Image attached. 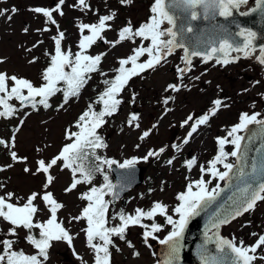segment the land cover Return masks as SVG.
Wrapping results in <instances>:
<instances>
[{"label": "rangeland", "instance_id": "1", "mask_svg": "<svg viewBox=\"0 0 264 264\" xmlns=\"http://www.w3.org/2000/svg\"><path fill=\"white\" fill-rule=\"evenodd\" d=\"M252 2L253 0H249L250 4ZM57 3L58 0H0V10H8L4 15H0V72L26 78L39 86L43 82V68L45 65L49 66L51 56L55 54L53 37L57 36L58 32H64L62 50L75 53L79 51L80 23H97L100 16L113 12L115 18L107 22L111 27L101 34L103 39H98L87 49L89 55H104L99 71L90 74L91 78L77 98H69L65 103L56 94L48 101L50 107L45 108L39 104L35 110L21 107L20 102L17 103L14 98L13 104L19 105V113L13 119H0V139L9 142L7 147L0 145V185H3L0 187V195L13 192L14 203H24L32 192L43 194L46 175L36 173L37 160H50L58 154L64 144L70 142L66 139V130L78 131L76 121L88 108L98 89L103 87V80L113 76L121 58L132 55L133 49L142 44L146 46V40L142 39L125 40L115 46L106 41L118 39L119 30L129 23L133 29L145 23L147 18L153 15L151 7L154 0H126L125 3L120 0H87L88 8L80 6L79 0H65L61 5L64 14L61 16L58 12L53 13L56 25L48 22L43 14L32 11L36 7L54 8ZM12 8L17 11L12 12ZM8 16H11L10 20ZM164 27H167L166 24ZM25 28L28 29L27 32L24 31ZM84 34L87 35L88 31L85 30ZM181 57V51L176 50L153 69L143 72L142 76L131 78L117 97L121 100L119 111L106 119V123L97 130L107 144L106 148L99 149L103 151L105 158L121 164L136 157V164L145 168L143 182L128 193L126 204L122 205L119 201L109 204L106 226L111 227L119 223L116 214L120 209L134 214L136 208L147 210L155 201L167 204L169 214H173L171 209L178 203L177 194L185 191L190 181L201 178L200 166L207 168V163L212 160V157L209 159L210 154L214 150L212 137L207 132L208 127H213V123L211 126L199 127L188 143L184 144L183 140L190 131V121L188 125L183 126L182 122L189 115L196 117L199 113L209 112L212 99L221 96V106L227 105L218 112L223 126L227 127L225 131L239 122L243 112L259 113L258 118L264 117V74L262 67L254 60V55L241 58L239 62L222 68L212 62L203 64L200 59H194L191 68L194 70L201 67L198 79L192 78L193 73H184L183 77L174 73L175 67H185ZM146 59L147 53L140 57L138 62ZM192 81L194 82L190 88L188 85ZM177 82L180 89L174 93L175 99L165 104L162 95H165L166 90H172L168 87L169 84L176 85ZM11 84L9 81V86ZM93 85L97 86L95 92ZM135 109L139 110L138 120L130 125L128 119ZM136 124H139L138 128L135 127ZM9 126H14L15 130L12 132ZM145 131H149V135L141 139ZM238 134L242 135L243 131ZM13 135L14 146L11 144ZM174 144L179 145V149L173 148ZM161 148H164L163 152H159ZM150 150L158 155L150 156L147 160L142 159ZM189 150L196 155V164L191 169L185 163L187 154L184 157L178 155ZM230 150L233 151V148ZM11 151H15L18 157L27 159L14 161L10 156ZM229 159L231 162L235 160L234 157ZM169 160L172 161L171 164L167 163ZM25 168L30 171L25 172ZM107 169L109 172L108 166ZM50 174L55 179L46 190L51 191L54 198L64 205L58 210L57 219L63 221L64 227L72 234L73 243L70 246L65 241L53 242L45 264H94V252L88 246L83 231L87 227V221L71 220V217L78 216L88 203L80 198L81 194L87 192L92 184L99 186L103 183V176L96 174L92 184L81 183L76 189L66 193L64 190L72 182L71 170L54 166L50 169ZM203 176L206 181L209 180L207 172L203 173ZM217 184L221 187L224 181ZM217 184H208L209 190ZM109 197L110 194H107L105 200L110 201ZM34 203L42 209L35 219L46 220L49 213L45 210L43 201L37 199ZM152 222L165 225L161 231L154 233L156 238L148 237L146 240L143 235L146 229L139 225L130 226L123 240L114 235L113 244L109 246L110 264H157V261H161L156 249L159 240L166 236L165 230H169L171 226L166 225L165 218L159 215L153 220L144 218L142 221L149 225ZM9 227L7 222L0 219V239H12L15 242L14 250H23L26 254L35 253L34 247L24 239L25 230L19 229L17 235L12 236L8 233ZM33 230L35 233L39 231ZM220 233L222 237L235 238L237 242L243 240L245 245L254 244L259 235H264V201H258L254 210L223 226ZM94 242L102 243L98 238ZM256 255L258 259L253 264H264V260L259 259L264 257V246L257 249Z\"/></svg>", "mask_w": 264, "mask_h": 264}, {"label": "snow or ice", "instance_id": "2", "mask_svg": "<svg viewBox=\"0 0 264 264\" xmlns=\"http://www.w3.org/2000/svg\"><path fill=\"white\" fill-rule=\"evenodd\" d=\"M125 3L126 0H120ZM248 0H154L151 7L153 15L149 20L133 29L131 24L119 30L118 39L115 41H106L113 46L120 44L125 40H133L136 37L142 40L150 41L147 46L133 49V54L119 60V67L115 69L116 75L104 80L106 85L103 92L99 94L97 103L102 104V108L97 111L90 104L76 121L78 131L66 130L65 136L70 142L63 145L58 154L50 160H37L36 173L46 175V182L43 185L45 191L41 195L39 192L29 194L24 203H14L13 192H5L0 195V219L7 222L10 227L8 233L16 236L19 229L27 230L24 239L29 245L36 249L35 254H26L23 250H14V241L12 239H0L2 251H0V264H45L49 258V249L53 242L65 241L68 245H72L73 236L69 230L64 227L63 221H58L57 212L64 205L58 202L51 191L46 189L53 183L55 177L50 174V169L60 167L71 170L72 182L64 190L66 193L77 188L81 183L92 184L95 174L103 175V183L99 186L92 184L87 192L81 194L80 198L87 200V205L81 210L78 216L71 217V220L79 221L84 219L87 221V227L83 229L86 234L88 246L94 252V264H110L111 253L109 246L113 244L112 237L118 236L120 239L125 238V233L130 226L139 225L146 229L143 233L145 239L154 237V233L161 231L165 225L152 222L149 224L142 223L144 218L153 220L157 215L165 218L166 225L171 226V230L159 243L166 245L164 260L157 261V264H179L180 252L183 247V238L185 229L189 221L200 215L202 211L210 207L219 195L218 189L220 185L209 190L208 184L210 180L204 179L203 173H210L213 178L219 180H227L229 183L237 182V193L230 197L231 203L227 207L217 208L213 212L210 227L215 229L211 237L207 238V242L215 244V253H209L207 248L201 246L200 260L202 264H253L258 259L257 249L264 246V235H259L258 239L252 245H245L243 240L239 242L235 238L227 239L219 234V229L222 225H227L237 217L244 213L254 210L258 201H264V159L259 163L253 161L250 165V171H245L247 161L244 157V149L242 152V141L246 139L241 136L242 130H249L250 125H260V134L264 135V119H258L259 113L249 114L243 112L240 114L239 122L227 131L226 136L216 138L218 144V152L216 156L208 162V167L200 166L201 178L190 181L186 190L177 194L178 203L171 209L169 214V206L161 201L153 202L152 206L145 210L136 208L134 214L125 213L122 209L116 216L119 223L115 226H106L108 224V208L111 201L105 200L107 194H111L113 198L119 196V191H123V185L119 191L104 171V166L109 168L117 161L108 159L96 154L97 149L106 148L102 136L98 133L105 123V117H111L116 113L121 104V100L117 97L128 85L129 80L144 72L147 69H153L159 65L161 61L166 60L176 49H182L184 55L181 59L185 63L184 68L177 67L178 74H183L191 70L192 57H202L204 62L215 58L216 63L229 64L233 60H238L240 57L235 56L229 59L231 52L242 53L244 57H250L257 52L255 41L258 39V33L250 28L241 27L234 19H231V24L235 25L237 31H232L229 26L217 25L219 34L212 40L207 41V47L201 48L200 43L188 44L186 34L194 33L195 28L192 21H197L203 18L204 20H215L217 16L223 17L225 20L233 18L235 14L247 16L260 9L264 12V0H255V6L247 12H241L239 9L242 5H246ZM65 0H58L54 8L36 7L32 9L35 13L43 14L53 25L57 22L53 18V13L58 12L61 16L64 14L61 10V5ZM79 5L83 8H88L87 0H79ZM7 9L0 10V15H4ZM12 12L17 11L15 8ZM115 18V13L100 16L97 23H80L78 25L81 33L78 47L79 51L73 53L70 50L64 51L61 48V41L64 38V32H58L57 36L53 37L55 41V54L51 56L50 64L42 72V83L39 86L33 84L32 81L17 77L16 75L9 76L5 72H0V117H12L16 113V108L9 101L15 98L23 107L26 104H31L36 107L37 104L43 105L45 108L50 107L49 98L55 96L59 92H63L65 103L70 97L79 96L81 89L91 78L90 74L99 71L103 53L98 55L87 54V49L91 48L98 39H103L102 33L111 27L107 22ZM11 19V16H8ZM167 24V27L164 25ZM58 27V25H57ZM27 28L24 29L27 32ZM47 30V29H45ZM85 30L88 34L85 35ZM241 38V39H237ZM259 53L256 55V60L264 65V43L258 45ZM147 53L148 59L140 61ZM2 62V61H0ZM131 64V67L126 65ZM68 69V70H66ZM102 75L104 73H101ZM9 81L12 82L9 86ZM61 82L64 87H60ZM258 83V82H257ZM169 88L178 91L179 86L169 84ZM26 90V94H25ZM37 97L40 99L37 101ZM173 97H167L164 103L167 104ZM221 100L212 101L213 107L209 112L195 118L189 115L182 122L183 125L190 124V131L184 138L183 143L187 144L190 137L195 133L200 125L208 123L209 116H214L221 107ZM225 107L227 105H224ZM138 120V114H131L128 119L130 125ZM23 123V121H21ZM135 127H139L136 124ZM149 131L142 134L141 139L147 137ZM231 138V139H229ZM251 139V137H247ZM15 136L11 139V144L14 146ZM231 144L234 150L228 152L225 146ZM0 145L9 146V142L0 139ZM173 148L179 149V145H172ZM39 150V149H38ZM164 148L159 149L163 152ZM158 155L157 152L149 151L142 159L147 160L150 156ZM11 158L15 160H26V157H18L15 151L10 152ZM235 157L237 164L241 161L244 163L237 168L234 163L227 162L228 157ZM94 157V160L91 158ZM85 161H88L86 164ZM137 163V158L125 160L119 164L121 169H132ZM167 163L171 164L169 160ZM187 167L191 169L196 164V158L186 160ZM223 165L224 171H220L217 165ZM10 167V165H9ZM235 169V172H234ZM25 172L30 169L25 168ZM35 174V173H34ZM3 187V185H0ZM195 187V190H194ZM18 199V198H17ZM37 199L43 201L45 210L49 213L46 220L40 221L35 219L42 209L34 203ZM116 218V217H113ZM33 229H38V235L33 234ZM150 229V230H148ZM253 235H256L253 233ZM99 239L102 243L94 242ZM129 246L131 243L129 242ZM138 255V253H133ZM264 260V257H259Z\"/></svg>", "mask_w": 264, "mask_h": 264}, {"label": "water", "instance_id": "3", "mask_svg": "<svg viewBox=\"0 0 264 264\" xmlns=\"http://www.w3.org/2000/svg\"><path fill=\"white\" fill-rule=\"evenodd\" d=\"M254 6L255 0L252 7ZM231 19H234L241 27L250 28L258 33V39L255 41V43L257 45V51L259 53L258 45L264 43V12H262L260 9H257L256 12L251 13L247 16H240L237 13L233 18H230L229 20H225L223 17L217 16L215 20H204L203 18H201L200 20L192 21L195 32L186 34L187 43L195 44L199 42L201 48H206L208 46L206 42L214 39L219 34V28H217V25L229 26L232 31L238 30L235 25L231 24ZM166 26L168 25L166 24ZM237 39L239 40L241 38ZM176 50H180L181 55H184L182 49L178 48ZM175 51L173 53H175ZM241 54L242 53L231 52L229 59L235 56H240ZM194 58H201L203 63H207L210 61L216 62L215 58H213L212 60H208L207 62H204L202 57H192V60ZM241 58L246 57L241 56L238 60H233V63L239 62ZM182 63L185 64L184 61H182ZM262 70L264 71V65H262ZM36 99L38 101L40 97H37ZM28 105L30 104H26L24 106ZM133 113L138 114L139 110L135 109L132 114ZM260 127V125L256 124L250 125L249 130L244 131V133L242 134V136L246 137V139L242 141V152L244 149H247V151L244 152V157L247 161V164L244 165L245 171H250V165L253 161L259 163L261 159H264V135L260 134ZM247 137H251V139L249 140L247 139ZM243 163L244 162L241 161L240 164H237V162L235 164L238 168ZM144 170V166L138 164H135L134 168L132 169H121L118 163L113 164L112 167L109 168L110 174L113 178L112 183L117 186L118 191L122 185L124 187L123 191H119V196L117 198H113V196L110 194L109 198L111 203L114 204L117 201H122V205H125L128 200L126 195L143 182ZM218 192L219 195L216 197L215 202L210 207L202 211L200 215L192 218L189 221V224L185 229L184 238L182 241L183 247L180 252L179 264H202L200 260L201 246L206 247L209 253H215V244L212 242H207V238L211 237L208 235V231L212 229L210 227V218L217 208H221L222 210V207H227L231 203L230 197H233L234 194L238 195L237 182L234 181L232 183H229L226 180L225 184L220 187V189H218ZM223 226L226 225H222L221 228ZM221 228L219 229L220 235ZM212 231L214 232L215 229H213ZM156 251L158 257L161 259V261H163L165 258L164 253L166 252V245L158 243Z\"/></svg>", "mask_w": 264, "mask_h": 264}, {"label": "flooded vegetation", "instance_id": "4", "mask_svg": "<svg viewBox=\"0 0 264 264\" xmlns=\"http://www.w3.org/2000/svg\"><path fill=\"white\" fill-rule=\"evenodd\" d=\"M212 63H214V65H216V66H218V67H226L227 65H224V64H222V63H216V62H212ZM180 68H183L184 66H179ZM177 67H175L173 70H174V73H176V75H178V77H183V74H178V72H177V69H176ZM200 69H201V67H198L197 69H192L191 68V70L190 71H188V72H186V73H188V75H190L191 73H193V76H192V78H195V79H198L199 77H200ZM195 71H197V72H195ZM205 71H206V69H205ZM193 82L194 81H192L191 82V84H189L188 85V87H190L192 84H193ZM254 84H256V80H254ZM176 85H179V83L177 82L176 83ZM191 88V87H190ZM189 88V89H190ZM179 89H180V87H179ZM172 91V92H171ZM175 92H177V91H175V90H166L165 91V95H162V99L163 100H165L167 97H173V99H175V96H174V93ZM14 99V98H13ZM13 99L12 100H10L9 102L11 103V104H13ZM173 99H171V101L173 100ZM216 99H222L221 98V96L220 97H215L214 99H212L211 100V108L213 107V104H212V101H214V100H216ZM17 101V100H16ZM170 101V100H169ZM17 103H19V101H17ZM14 106H15V108H16V113H15V115L14 116H12V117H7V118H10V119H13V118H15L16 116H17V114L19 113V111H20V107H19V105L18 104H13ZM39 104H37L36 105V107L38 106ZM35 107V108H36ZM222 107H225L224 105L223 106H221L220 108H219V110L217 111V113L214 115V116H209V120H208V123L207 124H204L205 126H211V124L213 123V127L215 128H211V127H208L209 129H208V131L207 132H209L208 134H209V136H211L212 138V145H213V151H212V153L210 154V157H209V159L212 157V159L216 156V154H217V152H218V144H217V141H216V138L217 137H219V136H226L227 135V131H225L226 130V126H223V123H222V119H221V116H219L218 115V112L222 109ZM27 108H29V109H34V107H32V105H30V106H28ZM210 108V109H211ZM3 109H2V107H0V111H2ZM201 115H204V114H201V113H199L198 115H196V117H194V120H195V118H198L199 116H201ZM219 117V118H218ZM2 118H4V117H0V119H2ZM260 118H263L264 119V117H260ZM9 119V120H10ZM194 120L193 121H190V124H192L193 122H194ZM217 120H219V121H217ZM204 125H200L199 127H203ZM198 127V128H199ZM224 127V128H223ZM9 129H12V132L15 130V128H14V126H9ZM225 129V130H224ZM227 147H228V145H226L225 146V150L227 151ZM181 152V151H180ZM179 153V152H178ZM187 154V155H186ZM179 156H182V157H184L185 155V157H186V159L187 160H189V159H192L193 157H195L196 155H195V153H192V152H190V150L188 151V152H186L185 154H184V152L182 151L180 154H178ZM196 158V157H195ZM209 165H208V163H207V166L206 167H208ZM217 168L220 170V171H224L225 169L223 168V165H220V164H218L217 165ZM209 174V180L211 181V183L212 184H217V183H219V182H221L222 180H219V178L217 177V178H213L212 176H211V174L210 173H208ZM225 181V180H224Z\"/></svg>", "mask_w": 264, "mask_h": 264}, {"label": "trees", "instance_id": "5", "mask_svg": "<svg viewBox=\"0 0 264 264\" xmlns=\"http://www.w3.org/2000/svg\"><path fill=\"white\" fill-rule=\"evenodd\" d=\"M149 18H150V17L147 18V21L149 20ZM147 21H146V22H147ZM135 39H142V38H140V37H136ZM135 39H134V40H135ZM149 43H150V41H147V40H146V46H147ZM45 67H48V66L45 65ZM45 67H44V68H45ZM118 67H119V66H118ZM118 67H117V68H118ZM126 67H131V64L126 65ZM44 68H43V70H44ZM117 68H115V69H117ZM145 71H147V70H145ZM145 71H144V72H145ZM143 74H144V73L142 72V73H140V74L137 75V76H140V75L142 76ZM115 75H116V72H115V70H114V72H113V76H111V77H109V78H105L104 80H106V79H109V80H110V79L113 78ZM137 76H134V77H132V78H135V77H137ZM104 80H103V87H102L100 90L98 89V91L96 92V94L93 96L92 102L90 103V104L93 106V108H94L95 110H97V111H99V110L102 108V104L97 103V101H98L99 94H100L101 92H103L104 89H105V87H106V85L104 84ZM59 86H60V87H64V85H63L62 82H61V85H59ZM85 86H86V84L84 85V87H85ZM84 87H83V88H84ZM83 88H82V89H83ZM82 89H81V91H82ZM92 89H93L94 92H95L96 89H97V86H96V85H93V86H92ZM81 91H80V94H81ZM57 94H58L57 96L59 97V99L61 98L62 100H64L63 92H59V93H57ZM80 94H79V95H80ZM77 97H78V96H76V97H70V98H74V99H75V98H77ZM63 102H64V101H63ZM86 110H87V109H86ZM118 111H119V109H118ZM118 111H117V112H118ZM80 115H81V114H80ZM79 117H80V116H79ZM79 117H78V119H79ZM108 118H110V117H105V120L108 119ZM96 154H97V155H100V156H102V157H105V155H103V151H100L99 149L96 150ZM229 157H230V156H229ZM91 159L94 160V157H92ZM230 161H231V159H229V163H230ZM85 163L87 164L88 161H85ZM104 171L107 173V175H108V177H109V180L111 181V175H110V173L108 172L107 165L104 166ZM96 174L98 175V174H100V173H96ZM96 174H95V175H96ZM100 175H102V174H100ZM102 176H103V175H102ZM121 210H122V209H120V211H121ZM125 213H127V212H125ZM24 230H25V229H24ZM170 230H171V228H170L169 230H167V231L165 230V235H167L168 232H169ZM25 232H27V230H25ZM33 234H34V235H38V233H35L34 230H33ZM35 250H36V249H35ZM35 252H36V251H35ZM33 254H35V253H33Z\"/></svg>", "mask_w": 264, "mask_h": 264}, {"label": "bare ground", "instance_id": "6", "mask_svg": "<svg viewBox=\"0 0 264 264\" xmlns=\"http://www.w3.org/2000/svg\"><path fill=\"white\" fill-rule=\"evenodd\" d=\"M242 10H244V7H242ZM253 55H255V54H253Z\"/></svg>", "mask_w": 264, "mask_h": 264}]
</instances>
